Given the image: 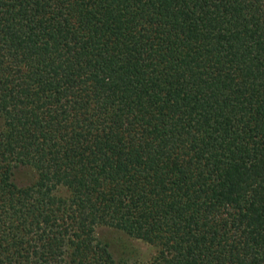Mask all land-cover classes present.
Instances as JSON below:
<instances>
[{
	"label": "trees",
	"instance_id": "trees-1",
	"mask_svg": "<svg viewBox=\"0 0 264 264\" xmlns=\"http://www.w3.org/2000/svg\"><path fill=\"white\" fill-rule=\"evenodd\" d=\"M0 118V264H264V0H0Z\"/></svg>",
	"mask_w": 264,
	"mask_h": 264
},
{
	"label": "rangeland",
	"instance_id": "rangeland-1",
	"mask_svg": "<svg viewBox=\"0 0 264 264\" xmlns=\"http://www.w3.org/2000/svg\"><path fill=\"white\" fill-rule=\"evenodd\" d=\"M36 178V171L28 166H21L14 173V181L20 187L30 185ZM96 235L107 244L115 260L147 263L153 259L157 251L155 247L119 228L99 226L96 229Z\"/></svg>",
	"mask_w": 264,
	"mask_h": 264
}]
</instances>
